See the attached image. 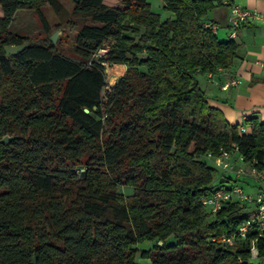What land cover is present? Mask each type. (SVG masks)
I'll return each instance as SVG.
<instances>
[{"label":"trees","instance_id":"trees-1","mask_svg":"<svg viewBox=\"0 0 264 264\" xmlns=\"http://www.w3.org/2000/svg\"><path fill=\"white\" fill-rule=\"evenodd\" d=\"M69 1L71 11L60 0H0V264H139V254L151 264H264L251 263L254 240L264 258L255 227L232 246L220 241L248 218L244 207L212 217L201 203L224 186L207 154L236 144L264 169V122L250 119V133H240L197 78L237 56L233 39L202 25L225 0H162L174 16L165 20L150 0ZM44 6L57 30L79 20L76 58L12 30L28 10L49 34ZM106 63L127 69L104 96ZM5 136L17 138L5 145ZM143 241L153 249L139 252Z\"/></svg>","mask_w":264,"mask_h":264},{"label":"crops","instance_id":"crops-1","mask_svg":"<svg viewBox=\"0 0 264 264\" xmlns=\"http://www.w3.org/2000/svg\"><path fill=\"white\" fill-rule=\"evenodd\" d=\"M232 1L233 4L242 8L258 11L263 16V19L245 24L236 31L234 37L230 38L229 35L232 28L229 7L219 6L210 10L204 16V19L214 21L221 27L218 34L219 39H233L238 45L237 56L232 67L219 69L214 74L198 75L197 78L201 88L207 94L209 105L221 110L231 125L240 126L245 124L247 126L246 133H250L251 127L247 121L257 119L259 122H264V0ZM44 7V9L48 7L49 11L52 10L49 6ZM43 8L42 11L44 10ZM2 16L3 11L0 7V18ZM52 16L54 20L57 19L55 13ZM169 17L171 18V16ZM47 20L51 26V19L47 18ZM56 23L57 20L54 24ZM234 78L241 79L242 84L229 90L221 88L225 82L231 79L234 80ZM236 162L238 166L244 165L237 160ZM219 172L220 174L217 177L220 178V181H224L226 187L238 184L246 192L254 193L258 191L259 186L252 175H249L250 173L246 174V176L238 177V174L235 172ZM252 210V208H247V212H251Z\"/></svg>","mask_w":264,"mask_h":264},{"label":"built area","instance_id":"built-area-1","mask_svg":"<svg viewBox=\"0 0 264 264\" xmlns=\"http://www.w3.org/2000/svg\"><path fill=\"white\" fill-rule=\"evenodd\" d=\"M223 5L228 6L230 9V20L232 31L229 35L230 38L236 35V31L247 23L263 19V16L258 11L242 8L235 4H230L228 1H224ZM205 29L211 31L214 35H218L221 27L213 21L204 20L202 23ZM105 51V50H104ZM264 67V65H263ZM242 84L241 79L234 78L225 82L221 88L223 90H229L230 88L238 87ZM240 133L247 132V126L245 124L239 126ZM205 160L210 163L215 169L222 173L238 174V177L246 176L250 173L252 175L259 188L258 191L251 193L246 192L238 184H233L229 187L225 185L217 189L209 196H205L201 199L202 205L207 212L215 217L222 209L227 207L231 203H238L246 209L248 218L237 227L233 232L224 234L221 236V243L224 245L232 246L238 240L247 238V235L251 228L255 227L260 235L264 236V171L259 170L256 167L257 160L246 161L239 154L236 144L232 145L231 151L222 150L219 155H213L211 153L205 156ZM236 160L244 165L238 166ZM236 162V163H235ZM248 165V166H245ZM252 208L251 212H247V208ZM214 240V239H213ZM258 240H254L253 247L251 249L252 261L263 262L264 258H259V250L256 246ZM239 264H242V259L238 260Z\"/></svg>","mask_w":264,"mask_h":264},{"label":"rangeland","instance_id":"rangeland-1","mask_svg":"<svg viewBox=\"0 0 264 264\" xmlns=\"http://www.w3.org/2000/svg\"><path fill=\"white\" fill-rule=\"evenodd\" d=\"M61 2L65 5L66 9L68 11H71L74 7V3L69 0H61ZM120 2V0H105V4H108V6H115ZM151 4V8L155 13H159L161 15V19L165 20L169 18V16L174 17L170 12H166L163 9V2L162 0H150L149 1ZM45 8V7H44ZM43 8V9H44ZM47 18L51 19V32L49 34H46L41 26V23L38 19V16L36 15L35 12L33 11H19L16 15V18L13 22L12 25V30L20 35L27 36L32 39H39V38H50L55 32H58L57 38H56V45L58 49L65 54L66 56H69L71 58H76L75 55L73 54V47L75 44V39L77 34L79 33V28L81 27V24L78 22L79 20L72 19L69 20L70 22H64L63 28L57 30L56 25L60 24L59 18L57 17V23L54 24L56 20H54L52 17L53 11H49L48 7L43 10ZM56 15V14H55ZM76 22L75 25H72V23ZM78 22V23H77ZM111 47V43H106L103 46V49H101L96 57H101L103 54L106 53L107 49ZM105 50V51H104ZM115 67H123L121 70L122 72L119 71L118 74H115L111 71L110 69H114ZM126 65H112L110 63L105 64V73H106V84L107 87L104 90V96H106L107 93H109L110 89L116 85V83L119 81L120 78L124 76L126 73ZM123 76H122V75ZM115 76V77H114ZM118 76V77H117ZM220 174L219 170L215 172L213 175L215 183H218L220 181V178L217 177V175ZM118 191L124 195H130L132 194V191L129 188L125 187H119ZM168 243H175V240L173 238H170L168 240ZM154 242L151 241H143L140 242L137 245V249L139 252L142 251H151L153 249ZM137 262L139 264H151V260L149 258H143L139 254L137 256ZM256 262V261H251Z\"/></svg>","mask_w":264,"mask_h":264},{"label":"water","instance_id":"water-1","mask_svg":"<svg viewBox=\"0 0 264 264\" xmlns=\"http://www.w3.org/2000/svg\"><path fill=\"white\" fill-rule=\"evenodd\" d=\"M77 1H78V0H77ZM57 35H58V32H57V33L55 32V34H53V35L50 37V40H51V42H52L53 44L56 43ZM27 46H28V43H25V44H23V45H17V46H16V45H13V46H6V47L4 48V50H5V52H6V55H7L8 57H11V56L17 55V54H19L20 52H22L25 48H27ZM85 112H86V113L89 112L88 109H85ZM15 138H17V137L5 136V137H3V138L1 139V143L7 145V143L9 144L10 141L13 140V139H15ZM162 244H163L162 242H159V245H160V246H162ZM33 263H34V264H37L35 258L33 259Z\"/></svg>","mask_w":264,"mask_h":264},{"label":"bare ground","instance_id":"bare-ground-1","mask_svg":"<svg viewBox=\"0 0 264 264\" xmlns=\"http://www.w3.org/2000/svg\"><path fill=\"white\" fill-rule=\"evenodd\" d=\"M123 69V67H115L114 69H110V71H111V73L113 72L114 73V75L115 74H118L119 73V71L120 72H122L121 70ZM122 75V74H121ZM115 77V76H114ZM118 77V76H117Z\"/></svg>","mask_w":264,"mask_h":264}]
</instances>
